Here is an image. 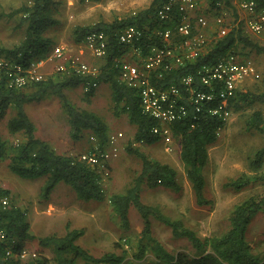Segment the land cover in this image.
I'll list each match as a JSON object with an SVG mask.
<instances>
[{"label":"trees","instance_id":"1","mask_svg":"<svg viewBox=\"0 0 264 264\" xmlns=\"http://www.w3.org/2000/svg\"><path fill=\"white\" fill-rule=\"evenodd\" d=\"M86 1L98 0H80L81 3ZM166 1L152 0L147 9L138 11L126 19L73 27L72 35L76 44L83 43L85 36L93 31L104 32L107 38L106 55L101 59L98 74L95 76L66 71L57 74L58 81L49 78L26 88L17 89L6 86L7 79L1 72L0 120L8 110L14 111L13 117L8 120L6 126L10 134H21L23 140L18 143H8L0 137V161L8 159V169L21 179L30 181L42 179L43 185L39 194L42 201L49 200L52 191L59 183L68 186L82 202L104 201L106 196L102 184L103 177L109 175L110 162L119 155V148L117 147V155L110 157L103 167L84 162L80 158L81 154L59 153L46 141L35 136V126L28 117L24 105L52 95L57 97L67 117L69 137L77 142L83 137V132L88 131V139L96 141L97 149L103 150L106 145H110L106 123L96 113L77 108L69 101L64 90L80 86L84 100L89 102L99 84H106L110 89L115 116L124 115L135 127L133 138L135 142L129 143L125 151L141 162L139 172L130 179L126 189L123 192L110 194L107 198L111 209L117 214L124 227L129 224L131 208L143 221L142 243L135 251L133 260H142L147 253H151L153 260L146 264H264V256L259 258L254 254L246 241V233L252 220L259 213L264 215V192L235 205L228 216L229 228L221 235L209 238H200L180 219L165 215L158 206L142 202L141 193L144 187L162 186L178 191L177 173L171 166L149 159L136 147L138 144H134L140 141H143L142 144L156 141L158 136L153 134L151 129L157 121L142 112L137 89L127 86L120 80L117 58H120L121 54L134 53L132 51L134 48H139L141 53L145 54L150 46H161L162 42L154 34V30L173 29L179 22L175 8H173L172 20L159 19L157 11ZM257 1L258 9H264V0ZM207 3L208 8L214 13L224 16L228 6L234 8L232 0H207ZM208 8H199L200 11L197 13L211 18L206 12ZM56 13V4L52 0H30L7 14L21 15L20 23L26 24L25 36L11 49L0 45V60L7 59L8 63L28 65L33 59L45 57L53 41L44 34L58 24ZM2 16L3 14H0V17ZM129 25H134L145 33L143 40L135 43L134 47L121 46L117 42L118 31ZM248 34L250 33L241 21L224 37L213 39L209 43L207 53L199 56L195 61L172 71H162L161 77L151 73V84L159 88L169 85L179 86L181 77L195 74L199 67L211 65L227 54L232 53L245 59H248L249 51L252 50L262 54L263 48ZM175 39L182 40L176 36ZM131 58L134 62L139 61L136 54H131ZM93 81L96 82L94 87L91 86ZM202 89L205 90L203 87ZM234 93L235 97H230L227 101V109L231 114L254 103L264 104V92L252 94L250 91L236 89ZM184 108L185 116L168 124L172 145L178 150L179 160L191 184L195 203L198 206H206L211 203L205 197L204 168L208 161V148L217 142L218 135L225 128L228 120H220L205 112L196 113L189 102L184 104ZM262 125H264L262 113L253 112L246 120L245 128L247 131L262 130ZM94 149L93 146L90 147V150L96 152L97 150ZM263 161L264 147L257 150L249 162L253 171L261 172L253 179L264 180V171L261 168ZM250 182L251 178L243 175L227 181L225 186L239 191ZM9 196L8 190L0 189V200L3 197L8 199ZM153 221L169 228L175 239H185L191 247L190 252L179 251L175 254L167 250L153 236L151 228ZM30 227L27 213L23 208L10 201L6 206L0 204V231L4 233V239L0 240V264H121L123 260L122 256L110 252L100 258L92 256L77 244L82 230L69 229V224L63 235L49 234L40 237H35ZM33 240L37 241L39 248L29 252L25 258H20V252L26 250V243ZM44 250H48L50 256H46ZM7 252L10 253L9 256L6 255Z\"/></svg>","mask_w":264,"mask_h":264},{"label":"rangeland","instance_id":"2","mask_svg":"<svg viewBox=\"0 0 264 264\" xmlns=\"http://www.w3.org/2000/svg\"><path fill=\"white\" fill-rule=\"evenodd\" d=\"M29 1L0 0V14H3L0 17V45L3 47L11 49L24 38L26 24L20 23L21 15L7 14ZM52 1L56 4L58 24L48 29L44 35L53 41L49 51L52 47H61L63 56L60 60L48 62L40 71L43 73V80L53 78L58 81L57 74L70 70L69 63L73 60L78 59L96 68H99L102 62L101 59L94 57L83 43L74 42L72 35L74 26H91L99 22L110 23L114 20L126 19L138 11L147 9L152 0H98L84 3L80 0ZM198 1L203 9L208 8L207 0ZM235 12L236 10L229 6L224 11L225 21L230 25L236 22L237 16L238 18L241 16V13L235 14ZM207 19L212 22V16ZM212 29L206 32L209 43L217 38ZM248 35L263 48L262 54L246 50L249 51L248 59L256 66L259 78L246 79L242 83L243 88L241 86L240 88L252 94H259L264 92V42ZM125 54L128 55L124 58L132 59L131 52ZM62 66L64 69L59 71ZM64 92L77 108L92 111L102 118L108 127V140L119 133L123 136L116 138L113 144L110 143L104 148L108 152H112L114 146L119 148V155L110 162L109 175L103 177L102 184L106 196L104 201L82 202L68 186L60 183L52 191L49 200L42 201L39 194L43 180L30 181L15 176L8 169V159L0 161V189L9 191L8 202L15 203L26 211L31 233L35 237L49 234L63 235L69 224V229L82 230L77 244L96 258L110 252L123 257L121 264L151 262L153 260L151 253H147L142 260H133L135 251L142 243L141 230L144 226L138 213L131 208L129 224L124 227L107 200L110 194L123 192L130 179L141 168L140 160L125 151L129 143L135 142L133 139L135 127L124 115L115 116L110 89L106 84H99L89 102L84 100L80 86L70 90L65 89ZM24 108L35 126V136L46 141L57 152L68 155L90 154L93 152L90 147L96 148V141H90L87 137L88 131H84L83 137L77 142L69 137L67 117L57 97L52 95L40 101H32L25 104ZM253 112H260L264 117V104L254 103L244 107L243 110L233 112L225 128L220 131L217 142L208 148V161L204 168L205 197L211 203L206 206H198L195 203L191 184L183 170L175 146L170 145L167 149L159 137L153 143L136 146L149 159L171 166L177 173L176 180L179 185L178 191L162 186L144 187L141 193L142 202L158 206L165 215L180 219L200 238L216 237L225 232L229 228L228 216L233 207L251 196L261 195L264 192V180L253 179L261 172L253 171L249 163L256 151L264 147V125L262 130L247 131L245 128L246 120ZM13 115L14 111L8 110L0 120V137L8 143H18L23 140L21 134L12 135L8 132L6 125ZM261 168L264 171V161ZM243 175L250 177L251 182L241 190L225 186L227 181ZM151 228L153 236L167 250L175 254L179 251L190 252L189 243L185 239H175L169 228L155 221ZM246 241L254 254L259 258L264 256L262 213L257 214L249 225ZM25 248L28 252H34L39 247L37 241L33 240L27 242ZM43 252L46 256H50L48 250Z\"/></svg>","mask_w":264,"mask_h":264},{"label":"built area","instance_id":"3","mask_svg":"<svg viewBox=\"0 0 264 264\" xmlns=\"http://www.w3.org/2000/svg\"><path fill=\"white\" fill-rule=\"evenodd\" d=\"M235 5L241 13L235 24H228L223 14L214 13L209 9L213 22L211 25L212 22H209L204 14L197 13L200 11L199 8L203 9L198 0H167L157 11L159 19L172 20V12L175 8L179 15V22L173 29L154 30V34L162 42L161 46L152 45L145 54H142L139 48H134L135 50H132L134 53L131 52V54H136L138 62L124 58L128 54H121L120 60L117 58L120 80L127 86L137 89L142 112L157 121L151 132L165 143L167 149L172 145L168 124L185 116V103L189 102L196 113L205 112L227 121L231 116V111L227 109L228 99L235 97L236 89L242 90L244 86L242 83L246 79L259 78L256 66L250 59L231 53L211 65L199 67L195 74L184 75L180 79L179 86L169 85L159 88L150 82L151 73L161 77L160 72L172 71L206 54L209 47L206 32L212 28L215 36L222 38L234 25L242 21L248 33L264 42V9H258V1L235 0ZM144 34L142 29L134 25L125 26L118 31L117 42L121 46L134 47L135 43L143 40ZM175 36L182 40L177 41ZM107 44L104 32L93 31L83 39L84 47L98 59L105 57ZM62 56L63 48L52 47L45 57L30 61L28 65L0 61V74L4 73L7 79L6 86L17 89L26 88L42 81L43 73L40 70L48 62L60 60ZM69 64H71L69 72L92 76L98 74V68L86 62H80L78 59ZM63 69L62 66L58 70ZM91 86H96V82L93 81ZM118 137H121L120 133L112 136L109 142L113 144ZM140 143L142 144L143 141L134 144ZM95 149L96 152L81 154V160L103 167L110 157L117 155L116 146L113 147L112 152L98 150L97 147ZM0 204L6 206L8 199L3 197ZM3 239L4 233L0 231V240ZM28 254L29 252L23 249L19 256L25 258ZM6 255L9 256L10 253L7 252Z\"/></svg>","mask_w":264,"mask_h":264},{"label":"crops","instance_id":"4","mask_svg":"<svg viewBox=\"0 0 264 264\" xmlns=\"http://www.w3.org/2000/svg\"><path fill=\"white\" fill-rule=\"evenodd\" d=\"M232 4L234 5V10H236V12H235V14L238 12L239 13V11H238V8H237V6L235 5V0H232ZM206 12H208V11H206ZM210 14V13H209ZM236 22H233V24H235ZM232 24V25H233ZM211 25H213V22L211 23Z\"/></svg>","mask_w":264,"mask_h":264}]
</instances>
